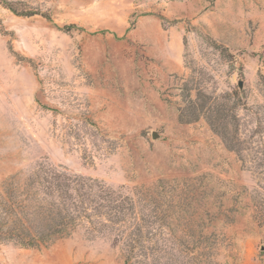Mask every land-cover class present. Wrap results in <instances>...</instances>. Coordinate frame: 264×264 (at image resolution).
Here are the masks:
<instances>
[{"label":"rangeland","instance_id":"rangeland-1","mask_svg":"<svg viewBox=\"0 0 264 264\" xmlns=\"http://www.w3.org/2000/svg\"><path fill=\"white\" fill-rule=\"evenodd\" d=\"M41 165L158 215L0 264H264V0H0V188Z\"/></svg>","mask_w":264,"mask_h":264},{"label":"trees","instance_id":"trees-1","mask_svg":"<svg viewBox=\"0 0 264 264\" xmlns=\"http://www.w3.org/2000/svg\"><path fill=\"white\" fill-rule=\"evenodd\" d=\"M7 7L24 16L37 14L18 11L12 3ZM40 15L50 20L48 14ZM61 29L68 32L81 27L68 24ZM195 118L197 115L190 119ZM133 190L129 196L101 181L41 165L21 184L11 178L3 189L0 188V242L39 246L53 236L69 235L84 223L88 224L85 226L87 234L93 235L98 230L97 224H101L94 218L105 214L116 221L130 218V222L134 221L133 230L139 231L141 224H153L158 212L154 208V200L150 196L144 197V189L135 186Z\"/></svg>","mask_w":264,"mask_h":264},{"label":"water","instance_id":"water-1","mask_svg":"<svg viewBox=\"0 0 264 264\" xmlns=\"http://www.w3.org/2000/svg\"><path fill=\"white\" fill-rule=\"evenodd\" d=\"M238 85H239V87L241 88V87H242V82L239 81V82H238ZM156 135H157L156 132H154V133H153V136H156Z\"/></svg>","mask_w":264,"mask_h":264}]
</instances>
